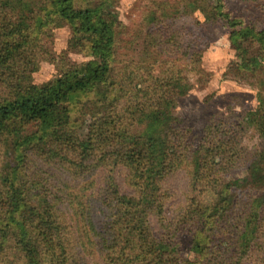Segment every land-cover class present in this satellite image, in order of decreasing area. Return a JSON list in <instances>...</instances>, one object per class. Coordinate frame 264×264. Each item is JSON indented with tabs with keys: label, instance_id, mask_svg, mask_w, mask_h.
<instances>
[{
	"label": "trees",
	"instance_id": "obj_1",
	"mask_svg": "<svg viewBox=\"0 0 264 264\" xmlns=\"http://www.w3.org/2000/svg\"><path fill=\"white\" fill-rule=\"evenodd\" d=\"M82 1L0 0V142L8 139L12 152L11 163L0 170V264H85L92 255L100 264H264V194L237 189L264 180V169L256 166L254 175L233 184L225 180L247 164L241 143L248 129L264 144L262 99L261 108L242 118L213 115L194 150L182 132L172 130L160 141L122 140L96 119L80 141L72 130L80 102L107 101L115 45L113 21L101 11L104 0L93 8ZM245 1L264 8V0ZM202 2L211 5L206 20L229 30L236 54L230 69L255 74L264 63V28L234 15L225 0ZM176 19L171 17L167 34L175 44ZM62 23L70 45L90 59L65 65L56 79L35 85L31 75L39 70L41 40ZM196 37L187 46L192 67L200 62ZM169 75L162 77L168 88L185 85L170 101L159 96L145 105L153 101L147 94L163 85L131 92V105L151 111L155 126L170 121L164 109L174 108L189 88L188 81ZM118 168L126 171L120 179L112 174ZM81 177L91 180L76 189L74 180ZM168 181L184 182L185 203L164 218ZM151 220L163 224L160 234ZM183 235L189 244L181 243Z\"/></svg>",
	"mask_w": 264,
	"mask_h": 264
},
{
	"label": "rangeland",
	"instance_id": "obj_2",
	"mask_svg": "<svg viewBox=\"0 0 264 264\" xmlns=\"http://www.w3.org/2000/svg\"><path fill=\"white\" fill-rule=\"evenodd\" d=\"M225 2L227 9L234 15L244 18L257 28H264V8L256 10L245 0ZM101 3V0H84L81 6L93 8ZM100 6L102 13L113 21L114 25V56L108 79V84L113 85V89L108 92L104 104H95L96 100L93 97L81 100V111L75 119L77 126H72L74 137L80 141L86 139L89 126L96 119L99 122L105 121L108 130L122 140L153 138L160 141L170 135L172 130L175 134L182 132L190 142L191 150H194L203 129L213 115L226 116L231 113L236 118H242L254 112L256 108L262 107L260 99L264 103V86L262 84L259 86L258 82L261 83L260 80L264 79V63L255 74L248 72L244 76L230 69L236 54L228 42L229 30L211 19L206 20L210 14L209 3L206 4L202 0H104ZM174 15L177 18L175 28L179 31L176 44L174 41L171 42L167 35L172 23L170 19ZM164 17L166 20H163ZM153 18L160 22L152 21ZM161 22L162 27L164 26L162 29L160 25H156ZM51 27L47 36L41 40L42 58L38 62L39 70L31 75V81L35 85L56 79L61 74L60 68L65 65L79 66L90 59L70 45L68 26L62 23ZM194 36L198 39L197 52L200 55V62L196 67L190 64L189 56L193 51L187 48L192 46ZM255 48L257 47L254 46ZM178 71L179 75L176 74ZM171 72L177 79L188 81L189 88L178 101L174 102V108L164 109L169 113L170 121L162 126H155L150 124L151 111L140 112L141 105L134 108L131 105L133 100L131 96L135 90L143 88L152 90L153 84L155 88L157 84L163 87L147 94V99L151 97L153 101L146 102L145 105L155 104L159 96L166 97L168 101L172 100L171 95L183 91L185 85L181 82V87L174 91L171 86L170 88L165 86L162 77ZM31 129L33 128L29 126L26 131L29 132ZM241 147L247 150V164L225 178L226 182L231 184L246 179L256 166L264 169V162L261 159L264 144L253 128L247 130ZM11 161V143L4 138L0 142V170L6 168ZM125 172V169L118 168L113 170L112 174L120 179ZM263 176L264 172L261 173V177ZM98 177L96 174L93 178L95 182ZM83 179L84 177L74 180L76 189L84 187L91 180L90 178L82 182ZM99 183L100 181L96 185L97 190ZM96 186L91 193L95 192ZM248 187H251L252 191L264 194V180H258L254 184L241 183L237 189L247 190ZM163 189L168 191L164 200V218H169L184 208V182L168 181L163 185ZM122 191H125V188H122ZM151 222L153 232L160 234L163 228L161 221ZM189 242L187 236L181 237V243ZM85 264L100 263L99 259L92 255L87 258Z\"/></svg>",
	"mask_w": 264,
	"mask_h": 264
}]
</instances>
